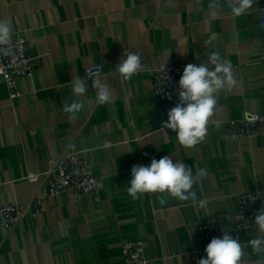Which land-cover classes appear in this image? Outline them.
I'll return each mask as SVG.
<instances>
[{
	"label": "crops",
	"instance_id": "crops-1",
	"mask_svg": "<svg viewBox=\"0 0 264 264\" xmlns=\"http://www.w3.org/2000/svg\"><path fill=\"white\" fill-rule=\"evenodd\" d=\"M0 19L26 38L33 59L31 74L17 80L18 97L0 81V207L42 202L40 213L28 209L11 231L0 218V264H126L121 248L133 239L145 242L149 264H198L206 252L193 230L202 217L232 224L238 193L260 190L264 202V135H228L229 121L264 116V26L255 8L233 17L225 7L209 21L196 0H0ZM213 50L232 62L237 83L217 96L205 140L185 149L176 132L161 128L168 111L153 93V72L163 64L199 65ZM127 52L138 54L144 68L125 82L114 70ZM95 64H103L113 101L96 104L87 79L86 108L69 120L63 104L75 99L70 82ZM65 151L88 155L105 181L99 194L47 197L40 181L26 179L47 172ZM163 156L194 174L208 170L194 186L205 208L160 193L128 196L132 167ZM255 235H238L247 264L261 260L247 247Z\"/></svg>",
	"mask_w": 264,
	"mask_h": 264
},
{
	"label": "clouds",
	"instance_id": "clouds-1",
	"mask_svg": "<svg viewBox=\"0 0 264 264\" xmlns=\"http://www.w3.org/2000/svg\"><path fill=\"white\" fill-rule=\"evenodd\" d=\"M196 3L199 7L207 9L209 21L219 19L225 7L233 17H242L254 8L259 11L257 0H208L206 5L204 0H196ZM11 38L12 29L8 20L0 19V46H8ZM233 38L238 39L239 33L234 32ZM206 55L207 59L199 65L189 63L185 66L179 80V102L168 111V120L161 127L163 131L171 129L176 132L177 143L185 149H192L205 140L210 118L217 106V96L221 91L232 89L237 83L230 60L214 50L208 51ZM196 58L199 59V55ZM164 66L165 64L162 72ZM143 68L141 57L135 52H127L114 71L123 81L128 82ZM103 71V64H95L85 68V78L78 75L72 78L71 93L75 99L70 103L66 100L63 104V111L68 114L69 120L76 119L86 108L83 98L88 95L87 79L92 80L96 104L112 103L113 91L103 81ZM219 126L217 122L216 127ZM165 134L167 135L166 132ZM131 176L126 191L133 201L139 200L144 194L160 193L180 202L190 201L191 205L197 208L206 206V201L197 197L194 188L207 178L208 170L205 168L198 169L194 174L192 167L183 161L173 162L171 156H163L158 161L153 158L149 166H133ZM251 199L254 200L255 197ZM160 203H165V200L161 199ZM253 222L257 231L256 235L247 241V247L261 257L259 264H264V206L255 214ZM222 231V238H212L205 248L206 258H201L198 264H247L245 257L248 253L239 237L234 238L231 231L224 228Z\"/></svg>",
	"mask_w": 264,
	"mask_h": 264
},
{
	"label": "built area",
	"instance_id": "built-area-1",
	"mask_svg": "<svg viewBox=\"0 0 264 264\" xmlns=\"http://www.w3.org/2000/svg\"><path fill=\"white\" fill-rule=\"evenodd\" d=\"M259 14L261 25L264 26V7L259 10ZM189 63L191 62L165 64L162 72L163 64L153 72V93L167 111L179 102V80ZM32 69L33 59L28 55V41L20 32L12 31L10 44L0 46V81L7 86L11 98L19 95L17 80L29 76ZM228 135L232 140L264 135V116L260 113H246L241 120L229 121ZM26 179L30 182L40 181L47 197H54L65 191H72L79 197L97 195L105 188V181L95 175L88 155L76 151H65L47 172L28 173ZM252 197L255 199H251ZM233 200L236 214L232 224L208 214L195 225V238L202 250H205L212 238H222L223 228L231 231L234 238L242 232L257 231L253 220L255 214L264 206L262 191L238 193L233 196ZM28 209H33L36 214L40 213V198L35 197L25 206L17 203L1 206L0 218L3 227L8 231L14 229L25 217ZM121 252L126 264H149L145 242L141 239L125 241Z\"/></svg>",
	"mask_w": 264,
	"mask_h": 264
}]
</instances>
